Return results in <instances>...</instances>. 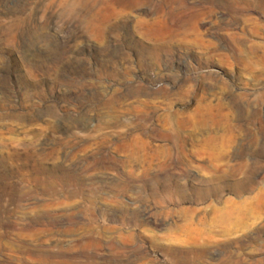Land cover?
<instances>
[{"label":"rangeland","instance_id":"rangeland-1","mask_svg":"<svg viewBox=\"0 0 264 264\" xmlns=\"http://www.w3.org/2000/svg\"><path fill=\"white\" fill-rule=\"evenodd\" d=\"M239 1L0 0V264H264Z\"/></svg>","mask_w":264,"mask_h":264},{"label":"bare ground","instance_id":"bare-ground-1","mask_svg":"<svg viewBox=\"0 0 264 264\" xmlns=\"http://www.w3.org/2000/svg\"><path fill=\"white\" fill-rule=\"evenodd\" d=\"M241 1V0H240ZM239 1V2H240ZM244 6L247 9H251V8H256V10H260L262 12H264V0H252V1H245L244 2ZM246 9V10H247ZM255 10V9H254ZM253 20V19H252ZM194 112V111H193ZM201 120V119H200ZM199 121V120H198ZM204 126V125H203ZM225 128V127H224ZM197 131V130H196ZM224 131V130H223ZM226 131V130H225ZM223 136V135H222ZM224 143V142H223ZM257 264V263H255Z\"/></svg>","mask_w":264,"mask_h":264}]
</instances>
